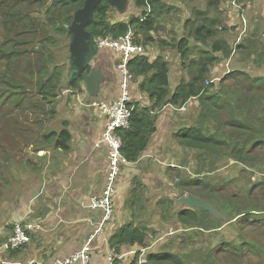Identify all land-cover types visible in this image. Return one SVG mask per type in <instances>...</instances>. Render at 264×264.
<instances>
[{
  "label": "trees",
  "instance_id": "obj_1",
  "mask_svg": "<svg viewBox=\"0 0 264 264\" xmlns=\"http://www.w3.org/2000/svg\"><path fill=\"white\" fill-rule=\"evenodd\" d=\"M131 1L139 10V14L130 16L126 21L110 18L108 14L113 8L108 2L102 1L97 5L87 29L96 38L105 36L117 38L131 32L134 41L144 47L153 42L155 39L150 32L155 31L160 25V18L165 14L163 11H168L166 3L161 0ZM231 1L234 0L229 2ZM16 2L17 0H0V18L2 21L9 18L11 30L15 32L13 38L0 45V61H11L14 57H19L20 52L13 45L15 40L21 41L23 45L30 41L29 38H23L25 31L31 30L24 28L26 15L23 7H18ZM208 2L217 10L224 0ZM82 6L83 0H54L46 8L45 18L62 37L66 35L65 25L71 22L73 12ZM200 12L201 10L197 11L194 21L186 22L184 26L186 37L177 39L176 44L166 40L159 42L162 48L176 49L181 57H184L188 54L191 40H200L203 45L213 41L211 46L213 52H205L202 47L198 54V65L189 66L188 80L181 79L172 89L169 81L170 69L162 55H157L152 60L147 54L134 55L128 61L130 72L134 78H141L140 89L149 95L152 105L150 108H142L139 112L136 106L133 108L129 126L119 130L122 140L121 152L128 161H137L145 150L149 137L156 130L154 113L167 104L184 106L189 100L196 98L198 106H201L198 126L182 128L174 135L183 145L201 151L198 154L199 166L194 169L196 174H189L190 177L183 181L180 178L179 187L182 189L180 196L188 194L212 202L226 217L237 222L236 226L231 224L236 233L228 238L222 236L213 244L215 236L205 237L202 231L218 230L222 226L221 220L213 218L207 211L180 207L177 212L175 211L177 220L183 224L185 230L192 229L191 233L183 238L180 246L194 247V244L200 241V246L188 250L196 257L181 255L164 247L141 254L140 249L147 246V231L130 221L111 236L110 245L117 251L123 246L136 247L131 264H137L141 255L151 264H193L194 261L196 264H264V200L256 202L255 199L261 189H264V74H251L242 68L232 67L221 79L219 88L213 92L215 82L208 78L210 69L215 63L228 59L233 49L228 42L215 39L214 35L218 28L213 25L212 18L200 16ZM20 23L22 29L16 27ZM255 36L257 42L253 41L250 47L238 41L235 52L239 49L238 57L246 52L255 68L264 70V40L259 32ZM49 39L44 38L40 42L41 46L31 51L32 54H41L43 57L38 68L35 67L33 70L30 68L23 76H16L8 68L0 69V109L6 106L15 115V111L29 106L37 109L43 117L38 120L40 124L38 130L41 131L37 136L39 141L32 148L34 153L39 149H46L45 147L69 149L70 133L65 124L59 131L50 126L56 114L55 99L64 84L65 63L58 61L55 53L52 54V51L48 50L52 44L48 42ZM33 60L38 61L35 57ZM71 87H76L74 82ZM11 117L13 116H8ZM208 120H213L214 123L208 124ZM31 144L29 143L30 146ZM224 159L237 163V173L232 180L238 181L239 178L242 180L241 185L232 192L223 205L226 209L219 205V189H214L215 184L203 178L212 172L215 163ZM27 160L31 172L38 173L43 164L38 166L28 156ZM21 161L22 164L19 166L23 167L24 159H14V162ZM256 175L259 177L254 178ZM139 198L134 195L128 203L136 207L140 202ZM166 202L168 205L172 203L168 200ZM166 245L171 247L172 243L167 242Z\"/></svg>",
  "mask_w": 264,
  "mask_h": 264
},
{
  "label": "crops",
  "instance_id": "obj_2",
  "mask_svg": "<svg viewBox=\"0 0 264 264\" xmlns=\"http://www.w3.org/2000/svg\"><path fill=\"white\" fill-rule=\"evenodd\" d=\"M161 1L165 3V0ZM170 1L180 4L194 2V0ZM201 1L199 0V3ZM204 2L207 3L205 0ZM246 3L247 7L264 9V0L240 2L242 10L246 8ZM221 4L218 11L220 19L225 22L239 20L238 6L223 7L224 4L222 2ZM171 5L181 7L173 3ZM186 19L183 22L184 33L186 32L184 26L189 16ZM169 27L172 31L177 28L170 23ZM160 40H166L169 43L174 41L173 37L169 39L167 36H161ZM163 50L156 49V52H148L147 56L152 60L157 55H162L170 69V57L172 54L175 55L176 49L168 47ZM119 56L120 54L110 48L99 47L93 66L102 70L103 79L98 94L94 96L88 94L85 88L79 91L77 87H65L66 65L64 84L60 87L59 95L55 99L56 114L50 126L55 131H59L65 124L70 133L69 149L45 147L46 149H39L37 153L33 152L37 154V161L34 163L38 166L43 164L39 172L32 173L26 164L27 178H22L21 185L7 188L4 195L0 197V264L49 263L55 258L64 257L79 249L89 238L91 239L90 264H103L110 251L117 255L114 264H131L135 254L133 252L137 248L123 246L117 251L110 245L111 236L123 224L130 221L144 227L151 225H146L144 222L138 223L143 220L138 215L139 209H135V205L129 204L128 200L136 195L152 201L151 206L163 201L161 199L172 201L174 190L169 187L180 189L177 182L179 180L173 179L172 169H169L172 166L169 158L178 157L177 154L172 153L173 147L201 153L197 149L183 145L174 137L182 128L198 126L199 122L195 124L198 118L193 117L194 122L190 124L184 118L187 114L181 116L182 113H179L185 110L189 113L190 108L197 105V99L189 100L183 106V110L182 106L167 104L154 113L156 130L149 137L141 156L137 161L123 166L117 178L113 215L103 221V210L90 206L91 197L99 194L104 186L107 166V147L104 144L95 145L101 138L105 115L100 108L90 103L95 101L109 103L118 96L121 73L117 70L116 63ZM170 73L169 81L174 89L179 81L172 82ZM131 81L129 83L130 104L133 107L136 106L138 112L142 108H150L152 100L145 91L140 89L141 78L136 77ZM183 120L185 123L180 126ZM181 164L175 163L174 167L183 169L184 166ZM196 167L194 166L189 174H194ZM189 177L187 173H183L182 181ZM134 209L137 212H134ZM17 222H30L34 225L27 232L28 242L15 250H2V242L10 235L13 225ZM97 229L100 230L96 231ZM149 246L141 248L145 249V254L156 250V247L149 248Z\"/></svg>",
  "mask_w": 264,
  "mask_h": 264
},
{
  "label": "rangeland",
  "instance_id": "obj_3",
  "mask_svg": "<svg viewBox=\"0 0 264 264\" xmlns=\"http://www.w3.org/2000/svg\"><path fill=\"white\" fill-rule=\"evenodd\" d=\"M53 1L54 0H17V6H22L24 9L23 12L26 15V19L24 21L26 25L24 28L31 30V32L25 31L23 38H29L30 41L28 44L23 45L21 41L15 40L13 45L14 48L20 52L19 57L16 56L11 61H0V69L8 68L11 69L16 76H23L24 74L26 75L30 68L31 70L35 67L38 68L43 61V57H41V54H32L31 51L33 52L34 49L40 47V42H42L46 37L50 38L48 42L52 43L49 45L50 48H48V50L52 51V54L55 53L58 61L65 63V69L67 65L66 56L68 51V38L66 35L61 37V35L55 31V27L50 25L45 18L46 8H48L50 3ZM205 1L207 2L206 4L204 0H202L201 3H199V0H194V2H184L180 4L174 1L165 0L168 11H163L165 14L160 18V25L155 31L150 32L155 40L148 45H145L146 53L156 52V49L164 51L159 45V42L163 41L160 40L161 36H167L169 39L173 37L174 44L178 42L177 39L186 37L187 33H184L183 22L187 20V16H189V22H191L192 19L195 20L197 11L201 10L200 16L212 18L213 25L218 28V31L214 35L215 39L218 41L224 40L228 42L233 49L232 54L228 59L215 63V65H213L210 69L208 78L210 81L215 82L213 92L219 88L222 83L221 79L231 71L232 67L242 68L251 74L259 73L263 75L264 70H261L260 68L257 70L252 63V59L246 56V52H243L241 56L238 57L237 53L239 49H237V52L235 51L236 44L239 42H244V44H247L249 47L253 41L257 42L255 34L258 32L260 37H262V40H264V9L262 8L261 10L258 7L253 8L252 6L247 7L246 3V8L242 10V7H240L241 1L238 2L234 0L237 6H239L237 7L239 20L225 22L223 19L218 17L220 15L218 12L219 7L217 10H214V8H211V5H209V2L207 0ZM229 1L230 0H224L225 3L223 2V7L227 5H230L231 7L234 6L232 5L233 1ZM172 3L181 7L177 8L176 6H172ZM259 10L261 12H259ZM137 14H139V10L134 6L133 1L130 0L129 6L124 13H118L115 9H112L108 15L114 20L126 21V19L130 16ZM221 15L223 17V13ZM240 15L242 21L240 19ZM169 23L170 25H175L177 28L172 31L169 27ZM16 27L18 29H22V23L18 24ZM14 36L15 32L11 30V21L9 18L5 19V21H2L0 18V45L6 43L7 40L13 38ZM212 43L213 41H210L208 45H203L200 40H191L189 42L190 49L188 54L184 57H181V55L176 52L177 50H173L176 56L172 54V57H170V76L172 78V82L176 83L181 79H189V66L192 65L193 67H196L198 65V54L200 53L202 47L205 49V52H213L211 48ZM162 53L165 54L164 52ZM203 53L204 52H202V55ZM33 57H35L38 61L33 60ZM38 62L39 64H37ZM133 79L134 78L132 77L131 80L133 81ZM174 79H176V81ZM196 104L197 105L190 108L189 113H187L186 110L180 112L178 111L179 113H182L181 116L187 114L184 118L190 124L194 122V118H198V113L201 111V106H198L197 101ZM25 106H27V104ZM10 115L13 117L8 118ZM41 118L43 117L37 112V109L29 106L25 109L23 107L22 109L15 111V115H13L6 106H3V108L0 109V197L4 195L7 188L21 185L22 178L26 177L25 165L28 163L27 156L33 162L37 161V154L32 152V148L35 147L39 141V137L37 136H39V132L41 130H38L40 129L38 120H41ZM198 122L199 121L197 119L195 124H198ZM184 123L185 120L181 121L180 126ZM207 123L212 124L214 122L213 120H208ZM29 143H32L31 146ZM172 153L174 155L177 154L178 157L174 156V158H169V163L172 165L169 169H172L171 174L173 179H178L179 181L177 182H180V178L183 177V173H187L189 175V172L192 171L194 166H199L200 159L198 157V152H194L192 150L187 151L183 148L177 149L176 146L173 147ZM15 158L17 160L24 159L23 168L22 166H19L20 163L22 164V161L14 162ZM175 163H182L181 166H184L183 169L174 167ZM212 167V172L203 178L212 181V184H215L213 187L214 189H219V205L226 209L223 205L226 204V201L230 198L232 192L242 183L240 178L238 181L232 180L233 176L237 173L238 166L237 163L224 159L215 163ZM258 177L259 175H256L254 178ZM169 188L174 190L173 200L169 205L166 202V199H161L163 201L159 202L157 205L156 202L154 206H151L152 201L139 198L140 202L135 209L140 208L138 215L143 220L138 223L144 222L146 225H151L150 227L141 226L147 231V246L152 244L149 248L156 247V250H160V247H164L172 252L195 258L196 256L191 255L188 250H193L195 247L200 246V241L195 243L194 247H191V245L180 246L183 238L186 237L187 234L189 235L192 230H185L183 224L177 220V215L175 214V211L183 206L177 201L181 193V188ZM255 199L256 202L264 200L263 188L256 195ZM135 209L134 212H137ZM221 212L223 213L222 210ZM228 220V222L221 220L222 226L218 229L219 231L204 230L202 232H204L205 237L208 235H214L215 239L213 240V244H215L222 236L228 238L236 233V230H234L232 225L236 226L237 222L234 221V219L231 220L228 218ZM159 236L160 238H158ZM167 242L170 244L172 243V246L168 247L166 245ZM193 264H196V261H194Z\"/></svg>",
  "mask_w": 264,
  "mask_h": 264
},
{
  "label": "built area",
  "instance_id": "obj_4",
  "mask_svg": "<svg viewBox=\"0 0 264 264\" xmlns=\"http://www.w3.org/2000/svg\"><path fill=\"white\" fill-rule=\"evenodd\" d=\"M232 4L236 5L233 1ZM239 7V6H238ZM241 7V5H240ZM98 47L110 48L120 54L116 63L117 70L121 73V81L118 96L109 103L104 101H95L90 104L98 107L105 115V124L101 138L95 144L100 146L104 144L107 147V166L105 170V183L99 194L93 195L90 199L92 208L102 209L104 212L103 221L108 220L114 213V194L117 178L123 166L131 163L122 154V140L119 135L120 129L129 126L132 116L133 106L130 104L129 83L133 77L127 63L134 55H145L146 50L142 44L136 43L131 32H127L117 38L111 36L95 37ZM183 109V106L181 107ZM34 225L30 222H17L13 225L12 232L1 244V249L5 251L15 250L28 242V230ZM97 229L96 231H99ZM90 238L77 250L64 257L55 258L49 263L38 264H90L91 246ZM144 254L145 249H141ZM117 255L114 252L107 254L106 261L103 264H114ZM144 257L140 256L138 263Z\"/></svg>",
  "mask_w": 264,
  "mask_h": 264
},
{
  "label": "water",
  "instance_id": "obj_5",
  "mask_svg": "<svg viewBox=\"0 0 264 264\" xmlns=\"http://www.w3.org/2000/svg\"><path fill=\"white\" fill-rule=\"evenodd\" d=\"M102 1L110 4L111 8L118 13H124L129 6L130 0H83V6L73 12L72 20L65 25L68 38L67 71L65 87L71 84L82 91L94 96L98 94L103 74L102 70L93 66L99 52L95 37L87 29L92 20L97 5ZM178 203L186 208H197L209 212L213 218L228 222V218L212 202L193 195H182L177 199ZM139 264H151L145 258Z\"/></svg>",
  "mask_w": 264,
  "mask_h": 264
},
{
  "label": "bare ground",
  "instance_id": "obj_6",
  "mask_svg": "<svg viewBox=\"0 0 264 264\" xmlns=\"http://www.w3.org/2000/svg\"><path fill=\"white\" fill-rule=\"evenodd\" d=\"M182 109V108H181ZM183 110V109H182Z\"/></svg>",
  "mask_w": 264,
  "mask_h": 264
}]
</instances>
